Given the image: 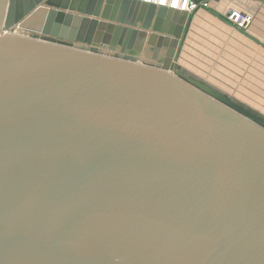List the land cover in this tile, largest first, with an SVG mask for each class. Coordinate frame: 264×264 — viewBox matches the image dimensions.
Listing matches in <instances>:
<instances>
[{"label": "water", "instance_id": "1", "mask_svg": "<svg viewBox=\"0 0 264 264\" xmlns=\"http://www.w3.org/2000/svg\"><path fill=\"white\" fill-rule=\"evenodd\" d=\"M189 22L0 0V264H264V116L177 69Z\"/></svg>", "mask_w": 264, "mask_h": 264}, {"label": "crops", "instance_id": "2", "mask_svg": "<svg viewBox=\"0 0 264 264\" xmlns=\"http://www.w3.org/2000/svg\"><path fill=\"white\" fill-rule=\"evenodd\" d=\"M215 1L252 15V23L239 31L222 14L198 10L189 16L176 67L264 116V0Z\"/></svg>", "mask_w": 264, "mask_h": 264}, {"label": "built area", "instance_id": "3", "mask_svg": "<svg viewBox=\"0 0 264 264\" xmlns=\"http://www.w3.org/2000/svg\"><path fill=\"white\" fill-rule=\"evenodd\" d=\"M156 7L167 8L179 12H185L188 16L193 15L198 10L215 11L222 14L225 21L235 30L247 31L252 23L253 16L236 9H221L214 0H134ZM2 34H7L2 30Z\"/></svg>", "mask_w": 264, "mask_h": 264}, {"label": "bare ground", "instance_id": "4", "mask_svg": "<svg viewBox=\"0 0 264 264\" xmlns=\"http://www.w3.org/2000/svg\"><path fill=\"white\" fill-rule=\"evenodd\" d=\"M134 1V0H133ZM136 2H138V1H136ZM140 3H142V2H140Z\"/></svg>", "mask_w": 264, "mask_h": 264}]
</instances>
